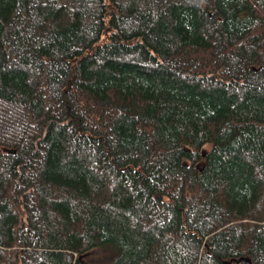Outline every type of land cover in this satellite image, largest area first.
Masks as SVG:
<instances>
[{"label": "trees", "instance_id": "1", "mask_svg": "<svg viewBox=\"0 0 264 264\" xmlns=\"http://www.w3.org/2000/svg\"><path fill=\"white\" fill-rule=\"evenodd\" d=\"M4 167L0 264H264V0H0Z\"/></svg>", "mask_w": 264, "mask_h": 264}, {"label": "rangeland", "instance_id": "2", "mask_svg": "<svg viewBox=\"0 0 264 264\" xmlns=\"http://www.w3.org/2000/svg\"><path fill=\"white\" fill-rule=\"evenodd\" d=\"M105 39V38H104ZM68 76H69V70L66 66L63 67H55L51 66L48 67L45 71V85L47 88L48 96L55 98V94L57 91H60L62 86H64L67 81H68ZM51 104L47 103L46 108H45V115L49 116L50 114L59 112L58 108L55 106L50 107ZM52 110V111H51ZM64 119V112L61 111L59 114L58 120H63ZM60 123V122H59ZM54 137L62 136L69 145H71L73 148H75L76 152L78 155H80L83 158H86L89 162L91 163H96L99 161L101 152H100V147H95L91 148L90 146H87L86 144H83L78 141L77 137L75 136V131L72 128L71 125H62L61 126H54ZM47 147V146H46ZM43 162V154L41 156V160L39 161V164L42 165ZM40 176L39 178L42 180L43 184L41 187V190L43 191L44 194V205L45 209L47 211V216L50 220L51 219V193L48 188L47 182L43 179V173L39 169ZM0 193L1 194H6L9 195L11 200L15 202V193L17 190V187L14 184V173L12 168L4 167L0 168ZM25 181H31L32 177L30 175V171L28 168H25ZM65 194L68 195V198H71L72 192L69 190H65ZM80 223L78 222H73L68 224V227L66 228H57L52 221V226H53V238L55 240L57 239V236L59 237V240L62 245H65L69 239L76 234L77 229L79 227ZM56 244H59L56 242ZM114 254V253H111ZM108 255V253H106ZM92 264H104L107 261L104 258L103 253H98L93 256H91Z\"/></svg>", "mask_w": 264, "mask_h": 264}]
</instances>
